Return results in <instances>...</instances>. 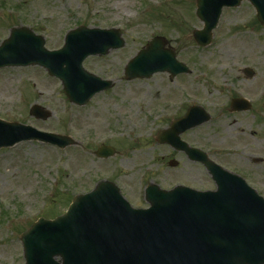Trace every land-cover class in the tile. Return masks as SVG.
I'll use <instances>...</instances> for the list:
<instances>
[{
    "label": "rangeland",
    "instance_id": "374dc122",
    "mask_svg": "<svg viewBox=\"0 0 264 264\" xmlns=\"http://www.w3.org/2000/svg\"><path fill=\"white\" fill-rule=\"evenodd\" d=\"M19 24L42 34L49 49L60 48L66 32L80 24L122 30L123 47L84 61L88 70L116 80L114 88L96 94L85 106L72 103L61 80L41 66L0 68L1 118L70 133L89 152L108 142L118 154L99 163L77 145L61 149L39 140L0 148V264H25L21 233L41 215L64 212L73 195L89 191L98 179L116 171L123 175L124 191L134 206L148 205L135 192L143 194L150 179L167 188L177 183L214 188L202 165L184 153L175 155L177 166L170 165V148L154 139L189 103L205 106L212 118L185 138L209 149L217 161L245 176L264 195V26L248 0L224 8L213 42L206 47L193 37V30L204 25L196 14V0H0V42ZM155 35L164 36L192 72L126 79L128 60ZM248 66L257 78L244 82L262 106L232 115L225 106L227 87L232 88L228 77ZM35 102L53 115L46 120L31 115Z\"/></svg>",
    "mask_w": 264,
    "mask_h": 264
},
{
    "label": "water",
    "instance_id": "95a60500",
    "mask_svg": "<svg viewBox=\"0 0 264 264\" xmlns=\"http://www.w3.org/2000/svg\"><path fill=\"white\" fill-rule=\"evenodd\" d=\"M241 1L196 0V14L204 22L202 29L193 31L196 41L208 44L223 8ZM250 1L264 24V0ZM45 44V37L31 27L13 26L0 43V68L43 66L61 79L73 102L84 104L113 85V80L85 69L84 59L122 47L125 39L117 27L79 25L66 33L61 48L49 49ZM157 71L173 75L190 71L164 36L153 37L125 68L129 79ZM30 113L42 119L53 114L37 103ZM209 119L203 106L192 105L157 138L177 144L189 157L202 161L217 183L216 190L183 184L163 189L151 183L146 187L150 206L136 208L115 183L100 180L91 191L77 194L66 212L56 218L39 217L21 234L25 264H264V197L241 175L180 138L185 129ZM32 139L60 147L74 141L69 135L0 118V148ZM105 152L111 155L115 149L103 145L98 150L99 155Z\"/></svg>",
    "mask_w": 264,
    "mask_h": 264
},
{
    "label": "flooded vegetation",
    "instance_id": "af4514ba",
    "mask_svg": "<svg viewBox=\"0 0 264 264\" xmlns=\"http://www.w3.org/2000/svg\"><path fill=\"white\" fill-rule=\"evenodd\" d=\"M252 68V67H251ZM253 69V68H252ZM240 73L243 75L242 77H241V75H240ZM240 73H238V74H236L234 77H232V76H229L228 77V83H230L231 84V86H232V88H230L229 86L227 87L228 88V94H227V101H226V105L225 106H227L226 107V110L230 113V114H232V115H236V114H238V113H243V112H247V111H251V110H253V109H255L256 107L258 108V109H260L261 107H260V105L262 106V102H261V98H258V97H256L255 95H253V93H252V91L253 90H251V89H249V88H247V84H246V82H244V81H247L246 79H248V80H251V81H255L256 80V78H257V73H256V70L255 69H253L252 71H250V72H245L244 71V69L240 72ZM254 89V88H253ZM238 97H241V98H245L246 99V101H244V102H242L240 105H241V107H248V109H246V110H244V109H242V110H238V111H234V110H232V105H231V103H232V101H233V99H235V98H238ZM192 104V103H191ZM260 104V105H259ZM189 105H190V103H189ZM189 105H188V107H189ZM188 107L184 110V111H182V112H180V113H177L176 114V116H174L171 120H170V122L167 124V125H163L157 132H156V134H154V139L158 142V144L160 145V146H162V147H164V146H167V147H169L168 149H169V155L170 154H173V155H170V157H169V160H168V163L171 165V160H177V156H175V155H179L180 153H184V154H186L181 148H178V146H177V144H176V146L175 145H173V144H171V143H169V142H163V141H159L158 140V138H157V136H158V133L162 130V129H164V128H166L171 122H172V120L173 119H175L176 117H179V116H182V115H184L185 114V112L187 111V109H188ZM180 110V106H178V108H176V110ZM212 118V117H211ZM197 127V126H196ZM196 127H192V128H189V129H187V130H185L182 134H181V137L184 139V140H186L190 145H192V146H198V147H200L199 145H197V144H195V143H192L191 141H189L188 139H186L185 138V135L189 132V131H191L192 129H194V128H196ZM162 137V136H161ZM162 139H165L164 137H162ZM78 140V142L77 143H75V144H72V145H70V146H68V147H71V146H75V145H77L78 147H80L81 148V150H83V151H81V152H85V153H90V154H93L94 156L92 157L94 160H96L97 162H99V163H101L102 161H105V160H107V159H109V158H111L112 156H115L116 154H118V150H117V148H116V153H115V155H109V154H106V152L105 153H103L102 155H99L98 153H97V151H98V149H99V147L102 145V144H105V145H110V146H112V144H109L108 142H103V143H101L100 145H98L96 148H92V149H90V152H89V148L84 144V145H82V143H81V141L79 140V139H77ZM114 146V145H113ZM67 147V148H68ZM116 147V146H115ZM165 148V147H164ZM175 151L174 153H173V151ZM207 152H208V154H209V156H211L213 159H215L213 156H215L209 149H205ZM162 157H166V155L165 154H163V156ZM188 157V156H187ZM179 159V158H178ZM216 160V159H215ZM194 163H196V164H199V165H202V167H204L205 169H206V171H207V168L205 167V165L202 163V162H200V161H197V160H192ZM124 164V166L126 167V165H125V163H123ZM160 164L161 165H164L165 164V158L163 159V160H161V162H160ZM179 164V163H178ZM177 164V165H178ZM176 165V166H177ZM165 170V167L163 166V168H162V171H164ZM83 172L84 173H86V168H84L83 167ZM207 173L209 174V172L207 171ZM125 175V174H124ZM210 175V174H209ZM126 176V175H125ZM211 176V175H210ZM104 178H106V179H109V180H111V181H115L119 186H120V188H121V191H122V193L126 196V198L129 200V201H131L130 199V197L128 196V194L124 191V188L126 187V185H124V184H122V180H123V175L121 174V172H115L113 175L111 174V175H108L107 177H104ZM212 178V177H211ZM101 179V178H100ZM99 180V179H98ZM97 180V181H98ZM96 181V182H97ZM148 180H146V182H145V184L143 185L144 186V189H143V194H141V190L137 193V192H135V194H137V196L138 197H141L142 195H143V198L146 200V194H145V192H146V187H147V185H149L151 182H154V183H157V184H159L158 182H156L155 181V179H150V181H148ZM96 184V183H95ZM132 196V195H131ZM131 203H132V201H131ZM147 203V202H146Z\"/></svg>",
    "mask_w": 264,
    "mask_h": 264
}]
</instances>
